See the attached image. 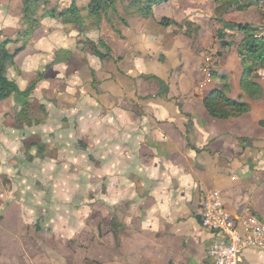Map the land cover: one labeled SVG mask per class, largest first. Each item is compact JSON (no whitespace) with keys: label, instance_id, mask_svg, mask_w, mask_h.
<instances>
[{"label":"crops","instance_id":"1","mask_svg":"<svg viewBox=\"0 0 264 264\" xmlns=\"http://www.w3.org/2000/svg\"><path fill=\"white\" fill-rule=\"evenodd\" d=\"M73 1L79 25L45 17L25 46L9 45L20 51L7 76L21 91L44 74L30 96L37 106L30 119L18 121L25 97L0 101V180L19 169V149L31 161H53L35 174L52 178L56 193L48 211L54 225L40 232L29 264H212L215 234L199 216L205 193L218 190L232 214L264 223V70L256 78L262 93L251 98L241 87L243 35L216 22V0L155 4L151 16H132L127 26L91 16V0L51 5L63 11ZM163 18L196 29L164 27ZM21 22V1L0 0L2 38L17 40ZM88 40H102L111 56H95ZM216 89L249 111L212 116L204 100ZM96 189L105 192L99 200L78 195ZM9 195L0 186V199ZM10 198L5 232L20 240L9 225L31 214ZM239 264H264V251L244 250Z\"/></svg>","mask_w":264,"mask_h":264},{"label":"rangeland","instance_id":"2","mask_svg":"<svg viewBox=\"0 0 264 264\" xmlns=\"http://www.w3.org/2000/svg\"><path fill=\"white\" fill-rule=\"evenodd\" d=\"M20 1H21V19H22L21 24L25 29L26 27L29 26V24L28 23L26 24V22H24L23 20V1L22 0ZM130 1L132 0H124V1L116 0L115 2H113L114 4L111 3V7H109L106 12L103 11L99 15L91 14V16L97 17L99 21H101L102 18L105 17L108 21H110L113 24L122 23V19L124 18L128 19L132 17L130 15L131 12L137 10V7L135 6L130 7L129 5ZM52 3H53L52 0H45L44 4L36 8V12L35 14L32 15V17L36 18L40 23L45 17H50V18L55 17L56 19L62 18V21L67 26L75 27L76 25H79V23L76 21L72 22L67 20L66 18L64 19L65 15L61 16L62 15L61 13L65 10L63 11L58 10L59 7L51 5ZM215 3L217 7L216 16L219 17V19L216 18V22L220 23L221 28L225 27V21H229V20L231 21V19H233L237 23H241V22L246 23L247 21H249L252 23V25H254V27L258 29L256 31V35L258 37L264 36V1L240 0V1H234L233 3L232 0H216ZM238 4L243 5V8H239V6H237ZM52 10L56 11V14H54L55 16L50 15V12ZM119 11L122 14V16H120ZM79 15L81 16L80 17L81 21H83V16L81 14ZM75 17L76 19L78 18L77 15ZM206 19L209 22L208 18ZM191 23H192L191 25L194 24L193 22ZM182 24L188 25L187 20L183 21ZM190 28L196 29L193 26H191ZM94 46L97 47L102 53L104 54L108 53V49L107 47H105V43H103L102 40L87 43L88 50H90L95 55L93 51ZM43 72H44L43 70L40 71L37 79H34L33 81L37 80V84H38L39 80L42 78L41 75L44 74ZM30 96L31 94L29 95V97L22 96L25 97L24 98L25 100L21 103V106H23L24 102L29 103L28 107H26L27 110L26 112H29V110L32 107L31 105L32 101H30L31 99ZM35 107L33 106L32 108L34 111L37 110ZM32 109L31 111H33ZM27 115L28 114L26 115L23 114L22 117L26 120ZM27 118L30 119L29 117ZM4 145L0 142V152L3 151V149L1 148H4L3 147ZM18 152H19V156H17L18 160L16 162L19 165V169L13 168L10 171H8V174L3 175L0 180V186L1 187L3 186L4 192L6 189L10 191L9 198L10 197L21 198L24 202L25 208L27 209L26 213H30L31 216L27 217V222L25 224L21 223L20 225L19 224L9 225V230H13V233L14 232L17 233L18 236L20 237V240H13V238L10 239V237L6 235L7 233L5 232L6 223L4 222V213L6 207L9 205L10 202L9 200H11V198L10 199L8 198L7 201L6 200L4 201V199H0V206L2 204V207L0 208V264L35 263L37 260L36 252L38 250V243H39L38 238L41 235L40 232L43 230L45 225L49 227H53L54 225L51 224L52 223L50 221L51 218L49 217L50 212H48L51 210V206H50L51 199L52 198L55 199V195H56V193L52 191V186H53L52 178H49L47 175L45 176L42 174H35V172H38L37 169L41 171L44 168V165L46 162H48V160L45 161L40 158L31 161L29 160L31 152L20 151L19 149ZM32 152L36 153L35 148L34 150H32ZM50 163L45 165L47 170H49L51 166ZM24 166L26 167L25 169H23ZM95 180L96 179H94V181ZM104 194L105 192L102 191L101 189H96V192L92 190V191H87L85 193H78L79 197L88 200L89 199L99 200L101 196H103ZM46 204H49V206H47ZM38 227L39 229H37ZM51 230H52L51 228L48 229V231ZM33 235H35V237H33Z\"/></svg>","mask_w":264,"mask_h":264},{"label":"trees","instance_id":"3","mask_svg":"<svg viewBox=\"0 0 264 264\" xmlns=\"http://www.w3.org/2000/svg\"><path fill=\"white\" fill-rule=\"evenodd\" d=\"M22 1L23 20L24 22H26V24L28 23L29 26L19 32V38L17 40H12L9 38L3 39L2 33L0 32V101L9 98L12 95L29 97V95L37 85V80L32 81L26 91H21L15 80L9 79V77L7 76L9 67L14 63V57L20 51V49H17L14 52H10L9 45L11 43L22 41L23 46H25L28 39L33 35V33L41 24L36 18H33L32 15L35 14L36 8L45 3V0ZM115 1L116 0H91V4L89 6L90 14L99 15L103 11L106 12L108 8L111 7V3ZM168 1L170 0H132L130 1L129 5L130 7H137V10L131 12L130 15L135 16L138 14L141 17H149L152 15V7L155 4H160ZM234 1L240 0H232L233 3ZM237 6H239V8H243V5L241 4H238ZM77 9L78 7L75 1H73L72 6L69 9L63 11L61 13V16L65 15L64 19L66 18L67 20L72 22H81V16L79 15V11ZM54 14H56V11L52 10L50 12V15L53 16ZM76 15L78 17L77 19L75 17ZM122 22L126 26L128 25L127 19H122ZM159 24L164 27H169L171 25H178L179 27H182L183 25L170 18H163ZM187 24L191 25L192 23L190 21H187ZM225 26L228 28L236 27L243 35V38L238 45L239 56L244 67L241 87L247 94H249L251 98H257L262 93L261 86L256 81V78L258 77V72L264 69V36L258 37L256 35V31L258 29L250 23L225 21ZM88 42L89 41H87V43ZM93 51L95 55L98 56L101 60H104L107 57L111 56V52L109 49L108 53L104 54L94 46ZM204 103L209 113L217 118L237 117L248 112L250 109L249 103L229 98L226 89H216L212 91L206 96ZM28 105V102H24L22 109L18 114V121L20 123L22 121V115H26L28 113L26 112V107H28ZM37 229H39V227Z\"/></svg>","mask_w":264,"mask_h":264},{"label":"built area","instance_id":"4","mask_svg":"<svg viewBox=\"0 0 264 264\" xmlns=\"http://www.w3.org/2000/svg\"><path fill=\"white\" fill-rule=\"evenodd\" d=\"M212 56L207 57L209 69ZM202 226L215 234L208 248L212 264H239L241 254L248 248L264 251V223L254 217L241 218L224 205L218 190L203 196L199 210Z\"/></svg>","mask_w":264,"mask_h":264}]
</instances>
